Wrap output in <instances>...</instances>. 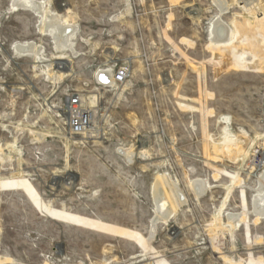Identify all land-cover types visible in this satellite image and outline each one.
I'll return each instance as SVG.
<instances>
[{"label": "rangeland", "instance_id": "rangeland-1", "mask_svg": "<svg viewBox=\"0 0 264 264\" xmlns=\"http://www.w3.org/2000/svg\"><path fill=\"white\" fill-rule=\"evenodd\" d=\"M47 1L75 24L76 55L0 0V264H264V218L252 209L264 172V0H226L220 14L212 0ZM218 14L232 32L219 45ZM24 42L70 68L49 79L15 53ZM124 64V84L97 85L98 71ZM74 93L96 106L80 138L63 114ZM161 176L183 202L153 222ZM196 180L208 185L199 196Z\"/></svg>", "mask_w": 264, "mask_h": 264}, {"label": "bare ground", "instance_id": "bare-ground-1", "mask_svg": "<svg viewBox=\"0 0 264 264\" xmlns=\"http://www.w3.org/2000/svg\"><path fill=\"white\" fill-rule=\"evenodd\" d=\"M212 2L213 4H215V7L218 8L219 14L226 11L228 8L226 0H212ZM48 3L49 2L47 0H11L10 7L12 8V11L21 9L33 13L36 17H38L37 19L39 21V31L42 35H47L53 40L55 49L57 51L70 50V53L72 52L73 55H76L72 43V39L75 34V24L70 23L66 20H62L58 14L50 11L48 9ZM219 14L212 21L209 32V36L212 42L218 43V45L228 42L232 37L230 28L220 20ZM13 48L18 56L32 57L37 64H41L44 68V71L46 72V76H48L49 79L57 78L56 73L54 72L55 67L57 70L61 71L68 70L70 68V62H57L56 64H54L52 61L47 60L43 55L42 47L36 45L34 42L17 43ZM96 76L100 77L102 82L108 84L110 83L114 86L112 82L113 75L111 70H100L97 72ZM90 104L94 108L92 110L93 119L91 128L93 129L94 125L96 124V106H93L92 100L90 101ZM60 116L62 115L58 114V117ZM76 137L80 138L82 136ZM224 141L229 143L233 142L232 137H230L229 133H226V131ZM121 154L127 159H131L135 156L134 153L130 150H121ZM263 159L264 156L261 153L258 157V161H262ZM205 185L206 184H204L203 181L196 180L191 184V188L196 196H199L206 190V186L208 185ZM258 186V192L253 198L252 209L255 215L260 218H264V172L261 176ZM153 190L155 200L154 202H156V217H153V222L158 221V219L166 222L174 214L176 208H178V206L182 204L183 201L181 194L165 176H161L155 181ZM226 218L229 224H232L231 226H235V224L239 222L238 215L227 214Z\"/></svg>", "mask_w": 264, "mask_h": 264}, {"label": "built area", "instance_id": "built-area-1", "mask_svg": "<svg viewBox=\"0 0 264 264\" xmlns=\"http://www.w3.org/2000/svg\"><path fill=\"white\" fill-rule=\"evenodd\" d=\"M130 75V68L124 64L115 69L113 73V84L119 86L124 84ZM96 80L98 86H107L104 82ZM90 97L74 93L65 99L63 114L66 117V130L69 136H84L92 128L94 109L90 104Z\"/></svg>", "mask_w": 264, "mask_h": 264}]
</instances>
